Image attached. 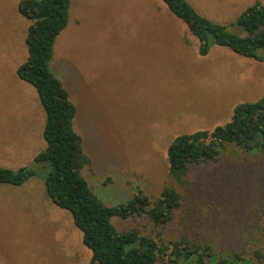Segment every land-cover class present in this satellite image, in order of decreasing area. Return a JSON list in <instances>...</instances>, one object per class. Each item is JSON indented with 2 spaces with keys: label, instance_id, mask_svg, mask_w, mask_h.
Masks as SVG:
<instances>
[{
  "label": "rangeland",
  "instance_id": "rangeland-1",
  "mask_svg": "<svg viewBox=\"0 0 264 264\" xmlns=\"http://www.w3.org/2000/svg\"><path fill=\"white\" fill-rule=\"evenodd\" d=\"M188 1L241 33L236 21L257 0ZM19 2L0 0V167L37 173L23 185L0 184V264H89L82 231L47 193L49 165L35 161L47 147L46 114L36 89L17 74L31 23ZM199 47L163 0H71L51 69L77 107L74 128L91 159L82 174L103 202L116 205L138 191L157 198L170 185L183 193L166 227L140 216H116L113 224L159 244L204 234L227 248L243 242L234 234L264 209V160L237 151V158L203 161L182 185L169 177L167 152L176 136L213 130L237 104L262 98L264 61L216 43L206 55Z\"/></svg>",
  "mask_w": 264,
  "mask_h": 264
},
{
  "label": "trees",
  "instance_id": "trees-1",
  "mask_svg": "<svg viewBox=\"0 0 264 264\" xmlns=\"http://www.w3.org/2000/svg\"><path fill=\"white\" fill-rule=\"evenodd\" d=\"M181 18L200 42L199 52L208 54L213 44L264 61V3L257 0L238 17L242 32H233L202 15L188 0H163ZM71 0H20L19 12L31 20L26 44L28 55L18 67V76L38 92L46 117L43 136L47 147L35 156L49 165L46 190L53 202L67 209L83 233L84 244L92 250L89 264H264V209L234 234L241 244L215 246L212 238L186 234L161 244L151 235L130 228L118 229L113 217H148L154 225L172 223L183 205V193L166 186L160 196L138 191L116 205H107L90 188L82 169L91 159L84 152L82 136L74 128L77 107L70 93L51 69L57 36L67 26ZM239 153L264 160V96L235 106L231 119L213 130L201 129L176 136L167 159L169 177L188 185L191 167ZM33 167H0V184L23 185L36 175ZM231 247V249H230Z\"/></svg>",
  "mask_w": 264,
  "mask_h": 264
}]
</instances>
